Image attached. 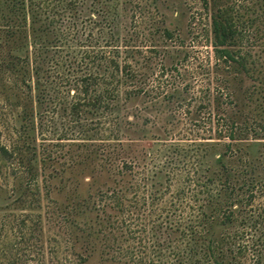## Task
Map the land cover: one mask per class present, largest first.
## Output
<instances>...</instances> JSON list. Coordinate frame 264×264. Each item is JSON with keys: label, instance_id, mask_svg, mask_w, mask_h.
I'll return each instance as SVG.
<instances>
[{"label": "trees", "instance_id": "trees-1", "mask_svg": "<svg viewBox=\"0 0 264 264\" xmlns=\"http://www.w3.org/2000/svg\"><path fill=\"white\" fill-rule=\"evenodd\" d=\"M70 5L75 10L77 0H70ZM33 15L29 32L37 35ZM77 16L81 27L101 23L81 13L73 18ZM104 23L110 24L107 17ZM246 30L234 27L229 9H219L211 17V45L219 62L215 80L228 82L223 72L233 67L240 84L236 90L230 79L235 90L223 85L213 97L209 87L199 89L197 115L202 109L214 115L207 112L208 119L197 117L190 125L214 132V137L194 133L196 138H187L185 145L166 138L149 150L132 140L99 146L91 139L72 142L75 155L52 179L58 181L54 190L61 195L71 181L66 201L60 202L70 230L69 264H243L248 250L254 262L264 264V45L245 41L252 34ZM41 31L40 35L48 33V27ZM79 32L70 35L73 74L66 83L67 92H73L66 106L73 117L95 112L102 118L86 128L82 125L87 131H99L101 120H108L103 127L108 130L117 119L119 126L113 113L123 109L125 101L148 92L134 85L136 72L126 59L122 65L116 59L119 48L84 50ZM105 38L104 46L113 42L112 35ZM40 72L41 64L36 63L32 77L25 74L22 81L35 92L37 105L44 92ZM119 86L125 87L121 107ZM0 151L6 154L4 147ZM251 228L259 235L252 237Z\"/></svg>", "mask_w": 264, "mask_h": 264}, {"label": "rangeland", "instance_id": "rangeland-1", "mask_svg": "<svg viewBox=\"0 0 264 264\" xmlns=\"http://www.w3.org/2000/svg\"><path fill=\"white\" fill-rule=\"evenodd\" d=\"M77 2L74 10L70 0H0V147L6 150V154L0 151V264H69L70 230L60 202L66 201L71 181L66 182L67 191L61 195L55 193L59 183L52 179L75 155L72 142L91 139L99 146L132 140L149 150L166 138L185 145L187 138H196L194 133L214 137V132L204 133L190 122L197 117L208 119L207 112L214 115L213 110L203 109L197 115L199 89L209 87L213 97L223 85L233 82L236 90L240 85L233 67L223 72L231 82L221 84L213 73L219 62L211 45L210 22L219 9H229L234 27L252 32L245 41L264 45V0H206V4L204 0ZM78 13L101 23L81 27L78 16L73 18ZM32 14L34 27H39L37 35L29 32ZM104 16L109 25L104 23ZM44 25L48 33L40 35ZM24 29L29 32L27 36ZM76 30L83 35L84 50L119 48L116 59L121 65L126 59L136 72L134 85L147 89V96L140 94L125 101L122 109L125 87L119 86L121 110L113 116L120 121L119 126L118 119L117 124L109 123L111 130L103 128L108 120H101L99 131H87L82 125L86 128L93 125L90 121L100 122L102 118L95 112L76 118L66 106L73 92H67L66 83L73 74L70 35ZM109 35L113 42L104 46L105 36ZM243 35L245 39L246 33ZM45 45L48 48L38 50ZM36 63L41 64L39 76L44 90L39 105L35 92L22 82L25 74L32 77ZM92 70L102 71L98 67ZM177 184L175 181L170 189L174 191ZM261 202L262 197L256 199L251 209ZM258 235L253 233L252 237ZM253 259L248 250L241 261L263 264Z\"/></svg>", "mask_w": 264, "mask_h": 264}]
</instances>
